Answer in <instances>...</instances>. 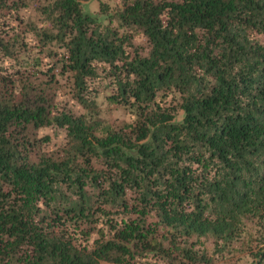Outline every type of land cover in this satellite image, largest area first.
Here are the masks:
<instances>
[{"label": "trees", "instance_id": "16d2710c", "mask_svg": "<svg viewBox=\"0 0 264 264\" xmlns=\"http://www.w3.org/2000/svg\"><path fill=\"white\" fill-rule=\"evenodd\" d=\"M102 9L0 0V264H264V0Z\"/></svg>", "mask_w": 264, "mask_h": 264}, {"label": "rangeland", "instance_id": "374dc122", "mask_svg": "<svg viewBox=\"0 0 264 264\" xmlns=\"http://www.w3.org/2000/svg\"><path fill=\"white\" fill-rule=\"evenodd\" d=\"M83 2L88 6V8L93 11L94 13L102 12V6L104 5L107 10L111 13L115 12L116 10L120 9L123 3V0H83ZM34 2L30 4L29 8L24 10V14L26 16L33 15L36 19H39L40 16L38 13L34 12ZM40 20V19H39ZM136 43L141 46H146L147 42L144 38L137 37ZM99 102L103 108V116L107 117L110 121L114 122L116 120H130V114L125 111L123 108L119 107L117 104H109L108 101L104 98L103 95L99 97ZM38 137L45 135L46 133H52L50 129H41L38 132H34ZM58 141L56 139H52L51 143L45 148L48 151L55 150L58 146ZM106 264V263H102Z\"/></svg>", "mask_w": 264, "mask_h": 264}]
</instances>
